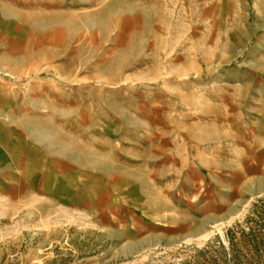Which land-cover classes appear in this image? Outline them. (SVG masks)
Segmentation results:
<instances>
[{
  "label": "rangeland",
  "instance_id": "rangeland-1",
  "mask_svg": "<svg viewBox=\"0 0 264 264\" xmlns=\"http://www.w3.org/2000/svg\"><path fill=\"white\" fill-rule=\"evenodd\" d=\"M0 264H264V0H0Z\"/></svg>",
  "mask_w": 264,
  "mask_h": 264
}]
</instances>
